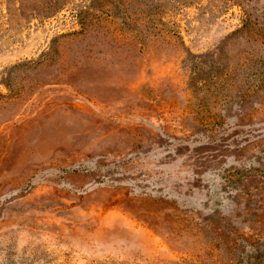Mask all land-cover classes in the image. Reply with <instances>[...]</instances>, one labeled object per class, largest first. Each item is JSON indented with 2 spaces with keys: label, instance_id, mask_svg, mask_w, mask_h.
Segmentation results:
<instances>
[{
  "label": "rangeland",
  "instance_id": "obj_1",
  "mask_svg": "<svg viewBox=\"0 0 264 264\" xmlns=\"http://www.w3.org/2000/svg\"><path fill=\"white\" fill-rule=\"evenodd\" d=\"M260 258L264 0H0V264Z\"/></svg>",
  "mask_w": 264,
  "mask_h": 264
},
{
  "label": "water",
  "instance_id": "obj_2",
  "mask_svg": "<svg viewBox=\"0 0 264 264\" xmlns=\"http://www.w3.org/2000/svg\"><path fill=\"white\" fill-rule=\"evenodd\" d=\"M186 201L187 202L189 201L190 203H196L198 201V198L193 197V198L186 199Z\"/></svg>",
  "mask_w": 264,
  "mask_h": 264
},
{
  "label": "trees",
  "instance_id": "obj_3",
  "mask_svg": "<svg viewBox=\"0 0 264 264\" xmlns=\"http://www.w3.org/2000/svg\"><path fill=\"white\" fill-rule=\"evenodd\" d=\"M257 264H264V258H260L257 262Z\"/></svg>",
  "mask_w": 264,
  "mask_h": 264
}]
</instances>
